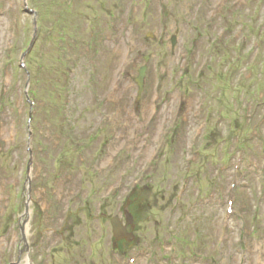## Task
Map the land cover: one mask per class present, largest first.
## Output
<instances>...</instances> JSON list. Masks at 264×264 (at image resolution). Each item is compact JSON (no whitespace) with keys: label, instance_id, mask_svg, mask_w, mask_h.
<instances>
[{"label":"rangeland","instance_id":"374dc122","mask_svg":"<svg viewBox=\"0 0 264 264\" xmlns=\"http://www.w3.org/2000/svg\"><path fill=\"white\" fill-rule=\"evenodd\" d=\"M0 264H264V0H0Z\"/></svg>","mask_w":264,"mask_h":264},{"label":"bare ground","instance_id":"6f19581e","mask_svg":"<svg viewBox=\"0 0 264 264\" xmlns=\"http://www.w3.org/2000/svg\"><path fill=\"white\" fill-rule=\"evenodd\" d=\"M31 46H32V44L30 45V49H28L29 51L32 49V47H31ZM28 50H27V52H28ZM27 52H26V53H27ZM142 73H144V69H142ZM142 78H143V74H142V77H141V79H139V81H138V82H139V84H138V85H140V90H141V88H142V86H141V85H142Z\"/></svg>","mask_w":264,"mask_h":264},{"label":"water","instance_id":"95a60500","mask_svg":"<svg viewBox=\"0 0 264 264\" xmlns=\"http://www.w3.org/2000/svg\"><path fill=\"white\" fill-rule=\"evenodd\" d=\"M115 223V222H114ZM114 226H115V233L117 234L118 232H117V227H116V223L114 224ZM118 226V225H117ZM120 233H119V235H117V237H120Z\"/></svg>","mask_w":264,"mask_h":264}]
</instances>
